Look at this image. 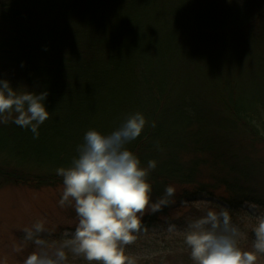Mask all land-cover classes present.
Instances as JSON below:
<instances>
[{
  "label": "trees",
  "instance_id": "obj_1",
  "mask_svg": "<svg viewBox=\"0 0 264 264\" xmlns=\"http://www.w3.org/2000/svg\"><path fill=\"white\" fill-rule=\"evenodd\" d=\"M0 21V61L47 91L50 112L38 139L0 124V187L63 184L87 130L139 111L147 123L128 148L156 163L150 204L177 188L141 227L218 189L230 207L264 210V163L231 141L241 128L264 144V92L245 97L241 75L253 66L264 83V0H0Z\"/></svg>",
  "mask_w": 264,
  "mask_h": 264
},
{
  "label": "clouds",
  "instance_id": "obj_2",
  "mask_svg": "<svg viewBox=\"0 0 264 264\" xmlns=\"http://www.w3.org/2000/svg\"><path fill=\"white\" fill-rule=\"evenodd\" d=\"M47 95V91H20L8 79L0 78V124L10 121L38 139L40 126L50 117L45 105ZM146 123L145 116L137 111L127 115L111 132L94 128L85 132L77 155L68 167L57 172L64 186L59 204H74L78 224L71 238L53 249L41 236L45 232L43 222L26 228L25 239L38 250L28 254L23 264H67L69 253L88 264H133L124 247L141 230L144 210L150 207L152 212H158L168 204L166 198L175 194V188L168 185L164 198L150 204L152 186L148 176L156 163L149 161L146 168L142 167L139 157L128 148ZM151 126L155 127V123ZM253 232L252 250H243L237 239L239 229L229 212L208 210L189 222L184 244L193 264H256L264 255V217L258 219Z\"/></svg>",
  "mask_w": 264,
  "mask_h": 264
},
{
  "label": "rangeland",
  "instance_id": "obj_3",
  "mask_svg": "<svg viewBox=\"0 0 264 264\" xmlns=\"http://www.w3.org/2000/svg\"><path fill=\"white\" fill-rule=\"evenodd\" d=\"M6 28V24L0 21V37L5 34ZM258 73L253 66H248L241 73L246 84L245 97L249 98L252 91L264 92L263 75ZM0 78L8 79L12 87L20 88V91L32 89L22 81L19 70L4 61H0ZM211 121V131L225 130ZM238 130L236 138L231 141L235 142L238 136L236 144L244 146V151L264 163V144L252 140L245 130ZM27 175L30 177V174ZM63 188V184L36 187L11 182L0 187V264H23L28 254L38 250L32 241L25 239L24 231L36 222H43L45 232L41 236L48 242L50 249L71 238L78 217L74 204L60 206ZM224 192L218 189L211 196L199 194L190 199L187 197L188 201L177 203L165 217L157 218L152 225L142 226L135 234L136 239L124 247L125 255L133 264H193L189 249L184 244V234L189 222L204 216L208 210L217 213L227 210L233 225L239 229V246L243 250H252L255 240L253 228L258 219L264 217V210L249 203L239 208L230 207L221 199L226 196ZM150 212V207H146L142 218ZM67 264L88 262L69 253ZM256 264H264V255L258 257Z\"/></svg>",
  "mask_w": 264,
  "mask_h": 264
}]
</instances>
